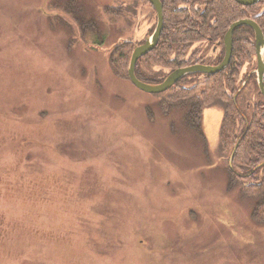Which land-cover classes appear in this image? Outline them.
Instances as JSON below:
<instances>
[{
    "label": "rangeland",
    "instance_id": "rangeland-1",
    "mask_svg": "<svg viewBox=\"0 0 264 264\" xmlns=\"http://www.w3.org/2000/svg\"><path fill=\"white\" fill-rule=\"evenodd\" d=\"M153 25L146 0H0V264H264L221 108L202 138L110 66Z\"/></svg>",
    "mask_w": 264,
    "mask_h": 264
},
{
    "label": "trees",
    "instance_id": "trees-1",
    "mask_svg": "<svg viewBox=\"0 0 264 264\" xmlns=\"http://www.w3.org/2000/svg\"><path fill=\"white\" fill-rule=\"evenodd\" d=\"M160 3L163 27L159 40L135 65L136 77L145 83H160L172 70L193 64H219L223 57V35L238 19L251 18L264 36V0L250 6L234 0H160ZM105 11L111 16H122L120 7H107ZM77 19L82 31L97 30L94 22ZM213 47L215 52H212ZM132 49L131 42L122 39L108 55L113 72L123 79L127 78ZM254 66L253 32L246 26L238 27L232 35L229 63L222 71L210 75L190 73L153 96L163 115L179 111L186 125L202 138L203 111L216 106L221 108L218 148L227 155L228 188L239 186L242 194L254 199L252 218L264 223V98L254 74L249 73ZM244 67L246 71L242 73ZM244 79L247 83L240 90ZM246 91L252 94V102L241 101ZM233 150L229 167L228 159Z\"/></svg>",
    "mask_w": 264,
    "mask_h": 264
},
{
    "label": "water",
    "instance_id": "water-1",
    "mask_svg": "<svg viewBox=\"0 0 264 264\" xmlns=\"http://www.w3.org/2000/svg\"><path fill=\"white\" fill-rule=\"evenodd\" d=\"M147 1L152 6L155 12V25L152 33L150 35H147L142 40V43L135 45L130 54L129 63L127 67V78L134 87L145 93L158 94L166 91L178 80H180L181 78H183L184 76L190 73L198 72V73L210 75L222 71L229 63L231 57L233 31L239 26H248L252 29L254 33V48H255L256 63H257V68L255 70V73H256V79H257L259 91L264 98V88H263L264 38L260 28L256 25L255 22H253L250 19H238L229 25L223 37L224 55L219 64L217 65L193 64L190 66L178 68L169 72L165 76V78L160 83L157 84H149L140 81L135 75L136 62L139 58L149 53L156 46L163 27L162 7L160 1L159 0H147ZM234 1L241 5L248 6L257 3L259 0H234ZM233 152L234 150L232 151L228 159L229 167H231Z\"/></svg>",
    "mask_w": 264,
    "mask_h": 264
},
{
    "label": "flooded vegetation",
    "instance_id": "flooded-vegetation-1",
    "mask_svg": "<svg viewBox=\"0 0 264 264\" xmlns=\"http://www.w3.org/2000/svg\"><path fill=\"white\" fill-rule=\"evenodd\" d=\"M147 1V0H146ZM160 1V0H159ZM147 3H149L148 1H147ZM237 3V2H236ZM239 4V3H238ZM150 5V4H149ZM241 5V4H240ZM151 6V5H150ZM243 6H245V5H243ZM248 6H250V5H248ZM152 7V6H151ZM153 9V8H152ZM154 11V10H153ZM155 13V12H154ZM244 19H250V20H252L251 18H244ZM253 21V20H252ZM254 22V21H253ZM257 25V24H256ZM258 26V25H257ZM239 27H244V26H239ZM246 27H248V26H246ZM259 27V26H258ZM238 28V27H237ZM248 28H250V27H248ZM153 29H154V27H153ZM153 29L151 30V31H149V33L147 34V35H150L151 33H152V31H153ZM228 29V28H227ZM251 29V28H250ZM252 30V29H251ZM261 30V29H260ZM227 31V30H226ZM234 32V31H233ZM253 32V31H252ZM262 32V31H261ZM226 33V32H225ZM224 33V34H225ZM263 34V33H262ZM232 35H233V33H232ZM223 37H224V35H223ZM263 38H264V36H263ZM128 41H130V40H128ZM140 43H142V40L141 41H139V42H137V44H140ZM131 44H133V43H131ZM136 44V45H137ZM222 44H223V39H222ZM253 44H254V33H253ZM135 46V45H134ZM133 46V47H134ZM133 50V49H132ZM212 52H215V48L213 47L212 48ZM231 52H232V49H231ZM223 55H224V45H223ZM208 56H210V54H208ZM223 58V57H222ZM254 61H255V66H254V69H252L249 73H253L254 74V79H255V82H256V85H257V87H258V84H257V79H256V73H255V70H256V68H257V63H256V54H255V48H254ZM203 65H206V64H203ZM208 65H211V64H208ZM246 71V68L244 67L243 69H242V73L243 72H245ZM247 83V79H244V81H242L241 82V84H240V90L244 87V85ZM263 88H264V77H263ZM258 89H259V87H258ZM262 95V94H261ZM263 97V96H262Z\"/></svg>",
    "mask_w": 264,
    "mask_h": 264
}]
</instances>
